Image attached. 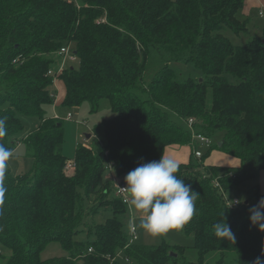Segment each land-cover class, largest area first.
I'll return each mask as SVG.
<instances>
[{
	"label": "trees",
	"instance_id": "trees-1",
	"mask_svg": "<svg viewBox=\"0 0 264 264\" xmlns=\"http://www.w3.org/2000/svg\"><path fill=\"white\" fill-rule=\"evenodd\" d=\"M78 1L0 0V117L7 128L0 143L14 154L22 142L33 161L24 174L7 168L0 245L10 254L0 251V264H121L118 255L133 264H177L168 243L130 242V209L107 170L110 165L122 179L172 145L190 146V159L178 162L176 175L199 194L192 219L176 230L192 236L200 257L217 250L233 253L236 264L264 259V232L247 215L264 170V29L244 44L226 34L247 33L245 0ZM66 45L77 65L57 75L60 105L86 102L96 112L106 99L111 112L102 135L91 145L79 143L72 162L62 153V119L43 109L56 95L47 72L57 69V52ZM21 116L40 119L24 137ZM213 151L239 165L207 163ZM248 180L254 183L247 199L229 205L226 193ZM222 219L234 242L214 234L213 224ZM54 242L66 254L42 259Z\"/></svg>",
	"mask_w": 264,
	"mask_h": 264
},
{
	"label": "rangeland",
	"instance_id": "rangeland-1",
	"mask_svg": "<svg viewBox=\"0 0 264 264\" xmlns=\"http://www.w3.org/2000/svg\"><path fill=\"white\" fill-rule=\"evenodd\" d=\"M259 10V6H253L250 8L248 13V18L250 21L248 22V30L246 34L237 35L230 31L226 33L233 43L244 44L251 37L262 34L261 32L264 29V8L261 9V11H263L261 14H259ZM67 64L76 66L77 61H67ZM183 66L182 68L184 71L189 70L187 65ZM54 84L55 85L53 88L55 89L54 93L56 94L54 103L45 104L43 109L47 117L62 119L64 126V144L62 153L69 162H72L75 156L76 146L79 143L91 145V140L93 137L97 138L98 135H102L101 123L105 117H109L111 115L110 107L106 99L100 100L99 107L96 112H90V106L86 102L78 107H63L60 105L61 98L64 94L63 86L59 80H55ZM68 112L72 113L71 119L66 118V114ZM171 117L177 119L174 114L171 115ZM21 123L23 125L21 136L24 137V135L36 128V126L40 123V119L37 117L21 116ZM86 134H90V136L87 138ZM213 142H215V139L209 138V144ZM200 144L201 143H199L198 148L202 151H205V146H201ZM32 164V159L25 155L24 144L20 142L16 146L12 158L8 161V169L12 174H24L32 168ZM72 167L73 166H68V163H66L65 172L71 174ZM121 180L125 183L124 177ZM256 181L260 186V195L262 197L264 195V191L262 189V172L260 175H258ZM253 183L254 181L251 180L243 182L236 188L229 190V192L226 193V196L230 200L238 199L239 201L244 202V200L247 199L250 186ZM256 204L257 202L255 200H249L248 207L251 208ZM129 208L131 211L129 212L128 218H126V222L128 224L140 215L135 209L131 208L130 206ZM248 210L247 215L249 216L250 213ZM255 227L260 232H264L259 229L258 225H255ZM133 242L147 245H158L162 242L168 243L176 248V255H178L180 258L177 264H236L235 255L231 252L224 253L222 256L220 251L210 250L200 257L198 250L194 246V240L192 236L181 234L176 229H170L168 232L156 236L137 229ZM0 251L1 254L5 256H9L10 254V251L2 245H0ZM65 254V251H63L60 245L54 242L48 244L42 250L40 256L42 259H46L52 256H63ZM117 257L121 264H133L130 261L124 259L122 255H118Z\"/></svg>",
	"mask_w": 264,
	"mask_h": 264
},
{
	"label": "clouds",
	"instance_id": "clouds-1",
	"mask_svg": "<svg viewBox=\"0 0 264 264\" xmlns=\"http://www.w3.org/2000/svg\"><path fill=\"white\" fill-rule=\"evenodd\" d=\"M6 134V117H0V137ZM12 156V149L0 143V206L4 205L8 191L5 178ZM179 167L175 159L162 152L158 160L142 162L124 176L125 185L119 187L128 196L126 203L140 214L128 224L129 231L140 229L156 236L170 229H180L192 219L199 194L176 175ZM248 211L250 223L264 231V198ZM212 227L218 238L234 242L235 236L224 219ZM251 264H264V259L258 256Z\"/></svg>",
	"mask_w": 264,
	"mask_h": 264
},
{
	"label": "built area",
	"instance_id": "built-area-1",
	"mask_svg": "<svg viewBox=\"0 0 264 264\" xmlns=\"http://www.w3.org/2000/svg\"><path fill=\"white\" fill-rule=\"evenodd\" d=\"M63 1H65V2H67V3H71V4H75L76 6H79L80 5V3H79V1L78 0H63ZM71 47L69 46V45H66V46H62L59 50H58V52H57V54H58V56H59V59H60V61H59V63H58V67H57V69H50V70H48V74H50V75H52V76H54V81L55 80H57V75L59 74V72H61V70L64 68V67H66L67 65H70V64H67V61H74L75 60V56H74V54L73 53H71V49H70ZM66 118L67 119H71L72 118V113H70V112H68L67 114H66ZM192 119H189L188 120V126L190 127V128H192L191 127V125H192ZM191 131H192V129H191ZM193 137L196 139V140H199V141H201V142H204V143H207L208 142V139H206L203 135H200V134H195L194 132H193ZM195 154L197 155V156H200L201 155V152L200 151H198V150H196L195 151ZM69 166H72V164H69ZM109 172H110V178H112V180H113V190H114V192H115V194H116V196H118L121 200H122V202L123 203H125V204H127L126 203V200L128 199V196H127V194L125 193V192H123L122 191V189L120 188V187H123L124 185H125V183L121 180V179H118V178H116L113 174H112V168H111V166L110 165H108V169H107ZM120 186V187H119ZM236 201H239L238 199H233V200H230V199H227L226 198V202L229 204V205H238L239 203H243V202H239V203H237ZM128 205V204H127ZM129 206V205H128ZM130 209V208H129ZM131 211V210H130ZM128 232H129V235H130V242H133V239L135 238V232H132V231H129V229H128ZM129 242V243H130ZM89 250H91V248H89Z\"/></svg>",
	"mask_w": 264,
	"mask_h": 264
},
{
	"label": "crops",
	"instance_id": "crops-1",
	"mask_svg": "<svg viewBox=\"0 0 264 264\" xmlns=\"http://www.w3.org/2000/svg\"><path fill=\"white\" fill-rule=\"evenodd\" d=\"M253 6H259L260 7L259 14L263 13L261 9L264 8V0H245V5H244V8L241 14L244 17H247L250 11V8ZM190 149L191 148L189 145H172V146H168L164 150V154L175 159L177 162H187L190 159V153H191ZM206 161L207 163H210V164L223 165V166H238L239 165V160L237 158H234L230 155H227V154H224L218 151H213L208 156ZM263 184H264V170L262 171V189L264 191ZM259 192H260V189H259ZM261 198H264V195L262 197L261 195L259 196V198L257 199V203Z\"/></svg>",
	"mask_w": 264,
	"mask_h": 264
},
{
	"label": "water",
	"instance_id": "water-1",
	"mask_svg": "<svg viewBox=\"0 0 264 264\" xmlns=\"http://www.w3.org/2000/svg\"><path fill=\"white\" fill-rule=\"evenodd\" d=\"M74 53H75V51H74ZM87 135V138L90 136V134H86ZM247 203V202H246ZM173 255H175V254H173Z\"/></svg>",
	"mask_w": 264,
	"mask_h": 264
}]
</instances>
